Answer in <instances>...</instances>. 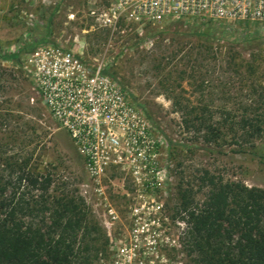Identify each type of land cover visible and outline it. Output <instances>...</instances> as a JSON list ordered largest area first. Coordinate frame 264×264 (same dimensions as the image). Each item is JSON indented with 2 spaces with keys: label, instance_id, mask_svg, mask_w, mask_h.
<instances>
[{
  "label": "rangeland",
  "instance_id": "1",
  "mask_svg": "<svg viewBox=\"0 0 264 264\" xmlns=\"http://www.w3.org/2000/svg\"><path fill=\"white\" fill-rule=\"evenodd\" d=\"M226 28L232 35L224 33ZM43 45L70 51L88 65L102 59L104 72L149 126L159 151L160 181L133 186L115 172L111 183L100 182L103 196H93L92 187L82 188L89 185L82 159L48 115L25 68L27 56ZM106 45L105 32L87 17L82 0H0L1 161L47 171L49 193L82 199L87 217L100 230L96 246L106 243L107 252L91 264H190L177 244L178 185L192 186L206 170L264 189V163L203 149L200 135L195 140L183 129L182 113L171 102L219 106L227 97L220 85L240 82L227 70L228 61H253L256 80L264 86V25L173 22L146 28L139 36L112 38ZM258 144L264 147V135ZM85 189L89 195L83 198Z\"/></svg>",
  "mask_w": 264,
  "mask_h": 264
},
{
  "label": "trees",
  "instance_id": "2",
  "mask_svg": "<svg viewBox=\"0 0 264 264\" xmlns=\"http://www.w3.org/2000/svg\"><path fill=\"white\" fill-rule=\"evenodd\" d=\"M224 33L232 35L229 28ZM226 65L240 82L220 85L227 97L219 106L191 107L175 99L171 105L182 113L183 129L195 140L200 135L203 149L264 163L258 144L264 135V86L256 80V65ZM51 184L49 172L1 161L0 152V264H91L107 252L105 242L96 246L100 230L82 199L51 194ZM174 217L181 225L179 250L190 264H264V189L203 170L192 186L178 185Z\"/></svg>",
  "mask_w": 264,
  "mask_h": 264
},
{
  "label": "built area",
  "instance_id": "3",
  "mask_svg": "<svg viewBox=\"0 0 264 264\" xmlns=\"http://www.w3.org/2000/svg\"><path fill=\"white\" fill-rule=\"evenodd\" d=\"M82 1L87 17L105 32L107 45L112 38L139 36L146 28L173 22L264 25V0ZM104 67L102 59L88 65L72 52L50 45L35 48L25 61L43 107L82 159L89 180L82 188L92 187L97 197L103 196L100 182L111 183L115 172L133 186L161 180L159 151L144 116L103 73ZM88 195L82 190V197Z\"/></svg>",
  "mask_w": 264,
  "mask_h": 264
}]
</instances>
